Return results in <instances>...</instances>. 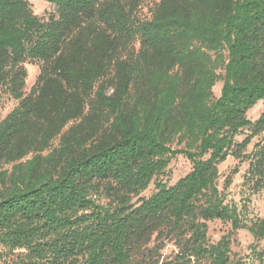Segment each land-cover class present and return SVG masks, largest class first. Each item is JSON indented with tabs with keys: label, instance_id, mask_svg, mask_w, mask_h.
<instances>
[{
	"label": "trees",
	"instance_id": "trees-1",
	"mask_svg": "<svg viewBox=\"0 0 264 264\" xmlns=\"http://www.w3.org/2000/svg\"><path fill=\"white\" fill-rule=\"evenodd\" d=\"M0 0V264H264L218 165L264 195V0ZM38 62L25 93L24 63ZM221 81L219 95L213 87ZM246 131V132H244ZM241 141L235 137L243 134ZM190 170L160 180L172 157ZM228 222L211 241L208 223ZM259 248L247 263L231 233Z\"/></svg>",
	"mask_w": 264,
	"mask_h": 264
},
{
	"label": "rangeland",
	"instance_id": "rangeland-1",
	"mask_svg": "<svg viewBox=\"0 0 264 264\" xmlns=\"http://www.w3.org/2000/svg\"><path fill=\"white\" fill-rule=\"evenodd\" d=\"M30 4L32 12L39 17L46 18L48 12L54 10L53 5L42 0H27ZM153 0H145L140 7L138 14L142 17H148L147 8L150 7ZM26 69V79L24 85L25 93L29 92L36 77L39 73L38 62L24 63ZM221 81H218L213 87L214 97L219 95ZM17 101L11 98L8 94H3L0 99V121L6 114L16 105ZM264 108V102H257L252 108L246 112V116L254 121L258 118ZM246 132V131H244ZM244 137L239 134L235 137L236 141H241ZM264 139V131L254 137L245 149L248 153L251 151L253 144ZM248 167V161L228 156L223 162L218 165L219 179L218 189L225 197V202L233 203L241 212V217L244 222L251 223L253 220L264 216V195L261 190L252 188L251 183L245 179V171ZM191 168V163L182 155L172 157L168 166L162 174L155 178L150 183L148 188L141 193V196H149L155 190L156 181L166 182L168 185L173 184L178 178L185 175ZM231 226L228 222L212 221L208 223V235L211 241H216L219 237L229 232ZM231 251L238 257L242 258L243 262L251 260L252 247L259 248L262 245L261 241L254 239L253 235L247 229L234 230L231 233Z\"/></svg>",
	"mask_w": 264,
	"mask_h": 264
}]
</instances>
